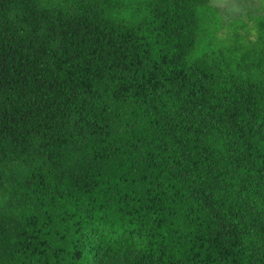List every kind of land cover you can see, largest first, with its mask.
I'll return each mask as SVG.
<instances>
[{
	"label": "trees",
	"instance_id": "obj_1",
	"mask_svg": "<svg viewBox=\"0 0 264 264\" xmlns=\"http://www.w3.org/2000/svg\"><path fill=\"white\" fill-rule=\"evenodd\" d=\"M0 0V264H264V3Z\"/></svg>",
	"mask_w": 264,
	"mask_h": 264
},
{
	"label": "rangeland",
	"instance_id": "obj_2",
	"mask_svg": "<svg viewBox=\"0 0 264 264\" xmlns=\"http://www.w3.org/2000/svg\"><path fill=\"white\" fill-rule=\"evenodd\" d=\"M263 3L264 0H214L213 6L218 9L223 22H231L259 14Z\"/></svg>",
	"mask_w": 264,
	"mask_h": 264
}]
</instances>
